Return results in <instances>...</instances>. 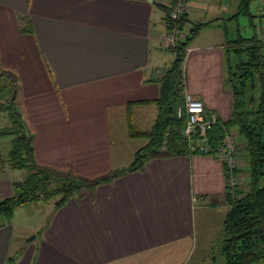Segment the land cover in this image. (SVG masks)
<instances>
[{"label": "crops", "instance_id": "1", "mask_svg": "<svg viewBox=\"0 0 264 264\" xmlns=\"http://www.w3.org/2000/svg\"><path fill=\"white\" fill-rule=\"evenodd\" d=\"M239 2L188 0L180 32L201 26L183 59V92L222 122L230 114L222 84L225 47L238 35L264 45V0H250L246 13ZM169 6L170 0H0V24L7 22L24 44L13 57L21 68L8 72L36 165L89 180L129 167L112 162L109 124L117 115L111 113L123 112L129 139L152 125L133 131L129 115L141 118V109L151 107L155 118L153 80L163 61L157 50L164 49ZM25 20L30 34L20 32ZM245 26L251 37L241 34ZM43 84L45 91L37 89ZM243 161L237 152L238 180ZM12 183L0 178V199L12 194ZM224 192L218 157H153L138 170L80 190L13 256L6 250L8 225H0V264H189L194 255L208 254L221 231L223 219L213 232L216 226L208 224L217 205L227 211ZM197 219L204 221L198 233ZM197 238L211 240L206 252L198 250Z\"/></svg>", "mask_w": 264, "mask_h": 264}, {"label": "trees", "instance_id": "2", "mask_svg": "<svg viewBox=\"0 0 264 264\" xmlns=\"http://www.w3.org/2000/svg\"><path fill=\"white\" fill-rule=\"evenodd\" d=\"M249 1L240 0L239 11L246 13ZM183 16L165 19V29L175 26L183 32ZM200 27H190L174 47L164 48L172 56V61L153 80L158 84V96L152 102L156 115L148 131L133 134L145 138L146 144L135 152L134 160L126 169L89 180L36 165L32 159L30 136L26 135L18 113L13 109L14 101L9 100L6 105L0 103V112L6 111L8 117V127L1 129L0 137H9L8 151L6 155L0 156V175L5 168L12 171L25 169L27 172L23 181L12 183V194L0 199V216L7 224L17 207L37 201L46 203L49 199L58 197L53 204L55 211L80 190H91L119 175L138 170L150 158L189 157L198 154L188 150L181 136L183 118H176L174 112L182 104V63L185 52ZM20 32L31 33L28 20L24 21ZM223 57L222 84L230 93V114L223 122L215 118V122L207 130L210 150L204 156L218 157L216 149L222 137L234 132L240 145H237L233 136L232 138L236 153L245 161L248 185L247 190L243 191L238 186L229 188L223 167V198L228 209L223 217L221 231L215 239L213 253L216 252L222 258V264H254L264 258V185H259L260 179L264 177V45L252 38L244 39L238 35L236 40L230 41L225 47ZM0 77L9 79L7 87L9 90L13 89L15 77L12 73L0 69ZM237 173L235 169L234 174Z\"/></svg>", "mask_w": 264, "mask_h": 264}, {"label": "rangeland", "instance_id": "3", "mask_svg": "<svg viewBox=\"0 0 264 264\" xmlns=\"http://www.w3.org/2000/svg\"><path fill=\"white\" fill-rule=\"evenodd\" d=\"M158 27L159 26H155V28H158ZM250 27L251 26L242 27L241 28L242 30H240L241 34L245 37H249L251 33L246 32V31H251ZM0 33H1L0 46L3 45L2 49L0 47V69L4 71H11V68L15 69L17 67L20 69L21 63L18 60L14 59L13 57L19 55L18 51L25 50L24 44L13 36L11 26L7 22L5 24H0ZM18 36L21 37L22 35L18 34ZM183 37H184V33H183V36L181 35V39ZM2 50L3 52H9L7 53L8 55L7 54H6L7 56L5 54L3 55ZM157 55L160 59L163 60L157 63L158 72L162 73L168 68L169 64L171 63L172 56L164 49L157 50ZM7 86H9V79L5 77H0V103L4 105H6V102L11 99L13 95V91L15 92V90L13 89L9 90ZM37 89L45 91L46 85L45 84L40 85L37 87ZM16 95L18 96V92ZM180 106H177L175 108V111ZM146 108L147 109L145 108L141 109L142 111L141 118L139 117L137 118V116L135 115V113L133 114V112L130 113L129 117H131V121L134 122L133 131L136 130L134 128L148 129V127L153 122V119H154L153 108L151 107H146ZM13 109L17 112V102L13 105ZM108 114H109V111H108ZM111 114L112 116L117 115V119L114 118L116 119L115 122L109 124V136H110L109 139L112 136L113 141H111V143H112V147L114 148L113 150H111V159H112V162L114 161L116 164L118 163V164L126 165L128 163H131V161L134 160V154H135L134 152H136L140 147H142L145 141L144 139H141V138L135 137L134 139H129L125 136V133L123 132L125 129V122H124L125 120L123 118L124 114L122 111L120 114V110L119 111L114 110L113 113ZM136 122H137V126L135 124ZM5 127H8V117H7L6 111L4 113L0 112V131H2L1 129ZM230 135L235 138L234 132L230 133ZM8 143H9V137L7 136L0 137V156L6 155L8 148H9ZM243 164H244V161H243ZM240 172H241V175L239 177V180H238V176L236 175L237 186H239V189L242 191L247 190L248 174H247V168L245 164L241 168ZM26 175H27V172L25 169L12 171V170H9L8 168H5L4 172L0 175V178L2 177V180H9L12 182H21L25 179ZM76 177H80V176H76ZM259 185L260 186L264 185V177L260 179ZM57 199L58 197L51 198L46 203L40 202V201L30 202L24 206L15 208L13 211L11 220L9 221L8 224L5 222V219L2 216H0V225L5 224V225H8L7 228H9L10 239H9L7 249H6L8 251L7 253L8 256H13L17 251L21 250L23 247L27 248L31 244H33L35 239H32V240H29V239L32 236L35 237V233H37L38 231H41L45 223L48 222L49 220L48 217L53 211V204ZM225 209L226 207L222 208L221 205H217L214 211L211 213V215L213 216V219L208 225L216 226V228L213 229L211 232L216 230L217 227L220 228ZM197 222L198 224L196 226V232L197 231L199 232L200 231L199 227L204 223V221L198 220ZM204 227H205V224L203 225V228ZM209 234L210 233L206 235V232H205V238ZM210 241L211 240H202L200 238H197L196 242L199 245L198 250L200 252H202V250L206 252L207 244L209 246L211 245V243L209 244ZM215 241H213L211 245V249L208 252V254L205 253L203 255H197V256L194 255L192 257V260L189 262V264H196L198 262V259H201L202 261L205 260L206 262L204 264H222V258L220 256H217L216 252L213 253L212 251L214 250ZM216 250H218V247H216ZM254 264H264V258H262L261 260H259L258 262Z\"/></svg>", "mask_w": 264, "mask_h": 264}, {"label": "built area", "instance_id": "4", "mask_svg": "<svg viewBox=\"0 0 264 264\" xmlns=\"http://www.w3.org/2000/svg\"><path fill=\"white\" fill-rule=\"evenodd\" d=\"M188 0H170L169 11L173 19H178L186 12ZM181 38L180 31L174 26L166 29L160 38L161 46L164 48L174 47L177 40ZM175 117L183 118L181 136L189 151L205 155L210 148L207 144L206 132L215 122V117L208 114L200 101L187 93H183L182 104L175 111ZM216 154L227 174L226 182L229 188L237 186L234 171L236 169L235 154L236 145L231 135H224L216 149Z\"/></svg>", "mask_w": 264, "mask_h": 264}, {"label": "water", "instance_id": "5", "mask_svg": "<svg viewBox=\"0 0 264 264\" xmlns=\"http://www.w3.org/2000/svg\"><path fill=\"white\" fill-rule=\"evenodd\" d=\"M170 16H171V15H170ZM13 90H14V88H13ZM14 93H15V92L13 91V95H12V97H11L10 101H12V100H13V98H14ZM33 238H34V236H32V237H31L29 240H32ZM29 240H28V241H29Z\"/></svg>", "mask_w": 264, "mask_h": 264}]
</instances>
